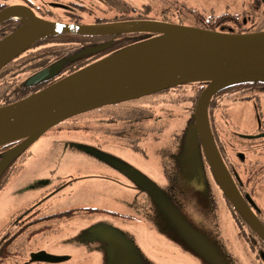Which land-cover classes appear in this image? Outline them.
I'll return each mask as SVG.
<instances>
[{
  "label": "rangeland",
  "instance_id": "rangeland-1",
  "mask_svg": "<svg viewBox=\"0 0 264 264\" xmlns=\"http://www.w3.org/2000/svg\"><path fill=\"white\" fill-rule=\"evenodd\" d=\"M9 1L17 2L18 0ZM128 1L136 8L151 4L153 12L150 16L158 19L164 18V8H171L167 18L174 22L179 21L183 16L175 8L181 6L185 10L190 8L208 19L228 12L232 16L236 15L238 21L243 23L242 26L236 20H227L225 24L217 27L218 30H215L223 32H230V30L236 32L239 28L248 30L253 24L260 22V20H254L262 13L256 0ZM114 13L97 12L93 15L108 18ZM183 15L187 17L189 14L184 12ZM194 18L193 15L187 17L188 22L185 24L196 27ZM83 19L90 22L94 18L86 14ZM118 36V39L111 38L105 42L81 46L82 49L75 53L79 55L71 56V58L77 59L87 50L92 54L99 49L96 48L97 46L110 47L114 43L129 39L128 34ZM119 50L121 49L116 51ZM28 76L29 73H22L18 79L24 80ZM186 87L190 88V86ZM174 103L175 106L182 105V107L177 109L175 106L166 105L176 110L174 121L168 122L170 125L167 127L166 134L174 131L175 127H179L178 124L183 122V135L180 139L181 157L183 160H193L195 167L190 175L192 182L196 180L202 182L210 190L209 184L211 185L212 181L206 173L200 148L195 147L196 150L193 148L195 141L190 134L191 117L185 116L184 106L189 104L180 103L177 99ZM242 106L245 107L243 120L246 124H250L253 120L249 117L251 111L245 104L240 105L239 103L237 107ZM238 109L234 113L241 117V111ZM262 110L264 113V107ZM186 113H189L187 109ZM92 115L90 113L85 120L80 121L92 124L106 123L104 121L91 122ZM78 123L81 122L78 120ZM239 126L242 128L241 125ZM80 129L76 128L67 132L60 131L58 126L48 129L30 146L26 154L22 156L24 159L20 158L16 162L18 168L22 166L21 170L4 188L0 189V232L19 212L56 190L58 192L42 204L40 216L70 209L103 207L120 212V214H129L130 218L125 221L120 216L114 217L111 213L98 212L89 215L79 214L68 220H45L33 227L38 231L34 232L36 235L33 237L30 250L37 251L45 248L52 255L75 253V255L78 254L77 258L82 260V264L85 261V264H98V257L103 260L104 264H144L139 254L141 250L160 254L154 256L164 264H176L177 262L190 264L189 259L180 252L188 253L192 248L210 241L213 250L219 249V251H213L210 256L218 264H222L229 253L236 256L233 252L236 245L231 242L228 244L229 235L236 234L235 229L230 225L231 216L228 210L221 203H219L220 207L208 204L204 195L195 191L190 184H185L188 183L187 180L181 176L177 177L178 174L174 172L171 164L173 161L169 162L168 156L169 148L177 150L174 144L160 146L159 143H153L150 148L147 142L143 144L148 147L146 152H137L118 143L104 144L102 139L93 135L92 132L80 131ZM168 135L167 140H169ZM115 159L138 171L147 182L138 186L130 181L124 173L122 174L118 169L109 165V162ZM163 174L172 175L171 182L160 183L152 179L161 180ZM60 184L64 185V188L57 190ZM258 200L264 207L262 187H260ZM97 219L107 222L94 224ZM199 219L204 223L195 222ZM105 227L110 228L109 230L120 239V244L104 240L96 234L98 229ZM206 227L210 229L208 236L205 234ZM130 234L136 238V243H133L134 238ZM236 243L243 245L246 250L245 256L249 255L254 261L253 255L246 246L245 238H236ZM226 260L229 261L228 258ZM7 264H16V258L8 260Z\"/></svg>",
  "mask_w": 264,
  "mask_h": 264
},
{
  "label": "water",
  "instance_id": "water-1",
  "mask_svg": "<svg viewBox=\"0 0 264 264\" xmlns=\"http://www.w3.org/2000/svg\"><path fill=\"white\" fill-rule=\"evenodd\" d=\"M11 17L20 18L21 26L0 40V71L36 42L56 34L147 36L19 101L1 106L0 146L23 141L2 156L0 177L42 134L63 121L181 85L205 83L189 122L195 141L193 148L202 145L227 199L264 242V224L248 207L224 167L208 116L209 102L219 91L246 82H264V31L233 33L152 20L67 24L42 19L25 6L0 12V23ZM39 25L47 28L42 30ZM87 53L88 50L83 54ZM62 64L59 61L31 75L28 84L54 77ZM121 168L132 179L143 181V176L132 167L122 164ZM61 260L62 257L47 252L31 255L32 262ZM213 264L218 263L213 260Z\"/></svg>",
  "mask_w": 264,
  "mask_h": 264
},
{
  "label": "flooded vegetation",
  "instance_id": "flooded-vegetation-1",
  "mask_svg": "<svg viewBox=\"0 0 264 264\" xmlns=\"http://www.w3.org/2000/svg\"><path fill=\"white\" fill-rule=\"evenodd\" d=\"M13 6L28 7L33 12H35L38 17L42 19L47 18L53 22H62L67 24H102L104 23L103 20L114 19L116 14L115 6H113L109 0H18L17 2H12L9 0H0V12ZM97 12L115 13L108 18H106L107 16L102 18L93 15ZM86 14L88 17L92 15L94 18L93 21L86 22L83 19L84 15ZM122 21L123 20L114 22ZM105 23H113V21H106ZM20 26L21 19L18 17H11L1 22L0 40L5 36L11 34ZM125 34L129 35V33ZM111 38L118 39L119 36L96 35L94 37H90L88 40H82V43L74 42L73 47L71 48L72 50L66 52L64 56L68 57L70 53H77V50L82 49L80 48L81 46L95 42H105ZM114 45L124 47L126 45H129V39L120 41L119 43H114ZM121 47L117 48L119 49ZM110 53L111 52L83 55L76 62L68 64V66L66 67L67 72L64 71L63 75H66V73H68L67 75H70L94 63L95 61L100 60L101 58L105 57ZM74 54L73 56H75ZM62 59L65 58H60L58 59V61L56 59L54 60V63L49 64L46 67L53 65L59 61H63V67L65 61ZM78 63L79 65H74ZM77 66L79 68L73 71L74 68ZM35 73H31L30 75H33ZM205 87L206 84L190 86V88L185 86H179L137 100L127 101L132 102L133 106L139 109H143V111L140 115L131 111L129 114H132V116H129V118L126 120H119L117 118L107 117V112L99 110V112H94L95 115L91 112V114H93L94 116L92 115L90 121H104L106 122L105 124H92L90 122L83 123L80 120H85V118L90 114V112H86L78 116L72 117L66 120L65 122H62V124L58 125V129H60V131L62 130L67 132L71 131L72 129L81 128L80 131H89L92 132L93 135L98 136L100 139H102V142L104 144H110L111 142L116 144L118 143L122 146L130 147L131 149L137 152H146L148 147L143 144L147 142L149 144L148 146L152 145L153 143H159L160 146H163L165 144H174L177 147V150L174 151V149L169 148L168 156L170 159L169 162L173 161V163L171 164L174 168V172L178 174L177 177L181 176L184 180H187L188 183L185 184H190L195 191H198L202 195H204V198L208 204L220 207L219 203H221L223 207L228 210V214L231 216L230 225L233 226L236 234L229 235L228 244H230L231 242L236 245V249L233 248V252L236 256L231 255L229 253V255L227 254V256L224 258V262H226L227 264H264V244H262L263 240L249 226L243 216L227 199L225 193L223 192L222 188L220 187L214 176L211 164L202 145H200L201 156L205 164L206 173L209 175L210 181H212L211 185L209 184L210 190L206 186H204L202 182H199L197 180L195 182H192L190 175L193 170V167H195L193 164V160H183V158L181 157L182 146L180 145V139L183 135V122H180L178 124L179 127H175L174 131H172L171 129L172 132H169V135L166 134L167 127L170 125L168 122L174 121L176 117V110L174 108H168L166 107V105L175 106L174 102L176 101V99L180 103L186 102L189 105H183L185 116H187L188 118H192L195 113L199 97ZM239 103L240 105H247L249 110L251 111L249 117H252L253 120L250 122V124H246V121L243 120L245 107H237ZM175 107L178 109L182 107V105ZM262 107H264L263 82L256 84L239 85L226 88L216 93L209 102L208 116L212 136L224 167L230 173L238 191L245 199L248 207L264 224V207L259 203L258 200L260 187H262V192H264V113ZM186 109L189 113H186ZM237 109L241 111V117H239V114L234 113L237 111ZM150 111L152 112V114L149 113ZM183 119L185 120V117H183ZM78 120L81 123H78ZM164 121L167 122V126L165 128H163V124H165ZM237 123H239L242 128H240ZM122 128H126V131L117 134V130H122ZM118 135L126 139L127 143L130 141H134V144L132 143V145H129V143H125L121 138L118 137ZM167 135L169 140H167L166 138ZM150 148L152 147L150 146ZM179 151L180 155H178ZM122 164L126 165L116 159L114 161L109 162V165L111 167L118 169L119 172H121L122 174L124 173L130 181L135 182L138 186L141 183L143 184L147 182V180H144L146 179L145 177H143L144 179H142V182L132 179L129 176V173L122 170ZM151 176L154 177V175ZM171 177L172 175L166 176L165 174H163L161 180H156L152 177L151 178L154 181L160 183H168L171 182ZM130 181L129 183L132 184ZM62 188H64V185L60 184L57 187V190H60ZM186 188L187 187H185V189ZM56 192L58 191L55 190L51 192L48 196H45L39 202L34 203L30 207L19 212L15 216V218L11 222H9L7 226L0 232V247H2V245L4 244L13 241L14 239L18 240L17 245H19L15 254H10L7 258H0L1 261L4 260L0 264H7V261L12 258H16V264H75V262H77V264H82V260L78 259V254L75 255V253L56 255L62 257V260L58 262H32L31 255L33 253L47 252L49 254H52L45 248L38 249L37 251L30 250L33 237H35L36 235L34 234V232L38 231L37 228L33 227L40 222H45V220H68L69 218L79 214L89 215L91 213L95 214L98 212H103L107 214L111 213L112 215H114V217L120 216L121 219H124L125 221H128L130 218L129 214H120V212L103 207L94 209L95 211L93 212L89 210H82L80 213L77 212L75 213V215H71L69 217H55V215H57L58 213H49L40 216L42 204L47 202V200H49ZM106 222V220L103 221L102 219H97L94 221V224H105ZM109 229L106 227L100 228L98 229L96 234H98V236L102 237L104 240L115 244H120V239ZM206 229L207 230H205V234L208 236V231H210V229L207 227ZM240 237L245 238L247 243L246 246L249 248V252L253 255L254 261L249 257V255L245 256L246 250L244 249L243 245L240 246L236 243V238L239 239ZM133 243H136V238H134ZM139 251V254L142 257L144 264H164L163 262H159L158 258L154 256H158L160 254H155L151 251ZM213 251H219V249L213 250V248L210 246V241H207L203 245H199L195 248H192L188 253H184L183 251H181L180 254L185 255L187 259H189L190 264H213V260L210 257ZM226 258H228L229 261H227ZM97 260H99L98 264H104L103 260L100 257H98ZM176 264L184 263L177 262Z\"/></svg>",
  "mask_w": 264,
  "mask_h": 264
},
{
  "label": "trees",
  "instance_id": "trees-1",
  "mask_svg": "<svg viewBox=\"0 0 264 264\" xmlns=\"http://www.w3.org/2000/svg\"><path fill=\"white\" fill-rule=\"evenodd\" d=\"M109 1L113 6H115L116 14H115L114 19L103 20L104 23L106 21H109V22L113 21L114 22V21H120V20H123V21L152 20V21H160V22H168V23L186 25L185 23L188 22V21H186V18L193 15V17H195L194 22H196V23H194V24L196 27L215 31V30H218L217 27L225 24V22H227V20H234V21L236 20L237 22H239L236 15L232 16V14H230L228 12H224L220 15H215L214 17L208 19L205 16H201L200 13L198 15V13H195V11H192V9H190V8L188 10H185L181 6H180V8H175V10H178L179 13L183 17H185V15H183L184 12H187L189 15L185 18L182 17L177 22H174L171 19L167 18V17H169L168 14L170 13L171 8H164L163 9L164 10L163 14L165 15L164 18L158 19L156 17L153 18L152 16H150V14L153 12V6L151 4H144L143 8H136V7L132 6L129 3V1H126V0H109ZM257 2H258V8L259 7L261 8L262 13L260 14V17L256 18L254 21L260 20V22L259 23L255 22L256 24H253L252 28H250L248 30H246L244 28L243 29L239 28V30H237L236 32L235 31L233 32L231 30H230V32H233V33H251V32L264 31V0H256V3ZM239 24L243 26V23L239 22ZM145 35L146 34H142V33L129 34V45L133 44L135 42L141 41ZM94 36H96V35L62 33V34H56V35L46 37V38L41 39L40 41L36 42L35 44H33L30 49H28L27 51H25L24 53H22L21 55L16 57L13 61H11L9 64H7L0 71V107L7 105V104H10V103H14L16 101H19V100L33 94L34 92H37V91L49 86L50 84L55 83L57 80H60L64 77H66L68 73H66V75H63V72L64 71L67 72L66 67L68 66V64L76 62L83 55H87L90 53L83 54L82 56L78 57L77 59L71 58V56H73L74 53H72V54L70 53L68 55V57H65L64 54L66 52L72 50L71 48L73 47L74 42L82 43V40H84V39L88 40L90 37H94ZM116 45L112 44V45H110V47H106V46L104 48L102 47V49H100L99 51H96L94 53H100V54L109 53V52L112 53L113 51H116V49L118 50L117 47H121V46H116ZM126 46H128V45H126ZM126 46L121 47L119 49L125 48ZM114 48H116V49H114ZM79 50H77V51H79ZM94 53H92V54H94ZM74 55L77 56L78 54H74ZM60 58H65V59H62L65 61L64 66L58 71V73L54 77H52V78H50V79H48L42 83L33 84V85L28 84L27 80L31 76L30 75L31 73H35V72L43 69L47 65L54 63L55 62L54 60L57 59V61H58V59H60ZM66 60H68V61H66ZM74 65H79V63L74 64ZM78 68H79L78 66L75 67L73 71L77 70ZM22 73H29V76L27 78H25L24 80L18 79ZM256 83H262V82H246V83L237 84L234 86L256 84ZM196 85H205V83H195V84H188V85H181V86L186 87V86H196ZM231 87H233V86H231ZM171 89H173V88H171ZM97 109H94V110H91L88 112L94 113V112H99V110H102L103 112H107V114H108L107 117L117 118L119 120L128 119L129 116H132V114H129L131 111H133L139 115L142 114V111H143V109H139V108L133 106L132 102L112 104V105L99 107ZM149 113L152 114L151 111ZM63 122H65V121H63ZM60 124H62V122L53 126L52 128H54ZM166 126H167V122H165V124H163V128H165ZM125 131H126V128H122V130L118 129L117 134L123 133ZM118 137L121 138L125 143H127L126 139L122 138L119 135H118ZM21 141H23V140L13 141V142H9V143L1 145L0 146V157L2 158V156L6 152H8L10 149H12L15 145L19 144ZM128 143H129V145H132V143L134 144V141H130ZM25 154H26V150L23 153H21L20 156H18L15 160H13L12 163L9 164V166L3 172V174L0 177V189L4 188L10 182L12 177H14V175H16L21 170L22 166L20 165L21 168H18L15 162L18 161L20 159V157L24 156ZM22 158L24 159V157H22ZM82 210L95 211L94 209H70V210L58 213L57 215H55V217H63V216L69 217L71 215H75V213H77V212L80 213ZM17 242H18V240L14 239L13 241L2 245V247H0V258H7L8 255L13 254V253L15 254V252L17 251V248L19 246V245H17L18 244ZM262 244H264L263 241H262ZM2 261H4V260H2ZM2 261L0 260V263Z\"/></svg>",
  "mask_w": 264,
  "mask_h": 264
},
{
  "label": "clouds",
  "instance_id": "clouds-1",
  "mask_svg": "<svg viewBox=\"0 0 264 264\" xmlns=\"http://www.w3.org/2000/svg\"><path fill=\"white\" fill-rule=\"evenodd\" d=\"M196 223H199V224H203L204 222L201 220V219H199V220H197V221H195Z\"/></svg>",
  "mask_w": 264,
  "mask_h": 264
},
{
  "label": "bare ground",
  "instance_id": "bare-ground-1",
  "mask_svg": "<svg viewBox=\"0 0 264 264\" xmlns=\"http://www.w3.org/2000/svg\"><path fill=\"white\" fill-rule=\"evenodd\" d=\"M39 28H41L42 30H45V28H47V27H45L43 25H39Z\"/></svg>",
  "mask_w": 264,
  "mask_h": 264
}]
</instances>
